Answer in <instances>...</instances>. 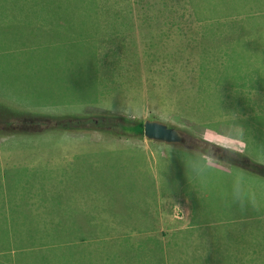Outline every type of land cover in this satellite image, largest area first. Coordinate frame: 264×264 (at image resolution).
<instances>
[{"label":"rangeland","instance_id":"rangeland-1","mask_svg":"<svg viewBox=\"0 0 264 264\" xmlns=\"http://www.w3.org/2000/svg\"><path fill=\"white\" fill-rule=\"evenodd\" d=\"M96 3L0 0V264H205L204 248L215 257L223 239L215 228L210 242L202 223L253 209L264 179L205 169L227 163L182 145L160 143L178 152L156 156L157 143L91 122L156 120L263 159L264 31L199 46L197 35L160 36L135 14L131 28L120 26ZM188 229L189 247L172 241ZM228 241L243 249L234 264L256 258L257 240L235 232Z\"/></svg>","mask_w":264,"mask_h":264},{"label":"trees","instance_id":"trees-1","mask_svg":"<svg viewBox=\"0 0 264 264\" xmlns=\"http://www.w3.org/2000/svg\"><path fill=\"white\" fill-rule=\"evenodd\" d=\"M96 1L95 8L97 7V14H111L115 20L119 21L120 26L131 28L132 18L130 17L135 14L136 20L139 19L148 27H155L159 30L160 36L171 38L170 33L172 36H183L186 32L197 35L198 40L194 39L196 41L195 44L199 46L206 44L213 45L206 39L208 38L219 48L222 45L245 42L246 39L249 40L264 31V23H245L247 22L246 15L264 19V0H126V3L121 6H118L121 4V2H117L118 0H108L110 6L103 9L98 5V0ZM234 13H237L236 17L233 16ZM233 34H236V37ZM228 37H232V39L229 38L228 40ZM204 50L206 49L203 48L202 51ZM49 116L57 119V115L52 114ZM0 118H4V116H0ZM46 120L47 118H38L35 123L37 125L47 126L51 120ZM80 123L82 122H76V124ZM91 125L94 126L96 131L108 132L117 137L132 139L143 137L142 121L110 116L99 117L94 120V123L91 122ZM43 131L46 132L48 129L45 128ZM180 132L183 133L185 138L184 143L181 145L186 151H193L207 157L216 158L235 169L245 172L251 171L255 174L254 176L260 177L259 179H264L263 166L257 163L251 164L243 155L238 153L234 154L225 148L195 136L187 130H180ZM192 219L193 222H196L197 218L194 215ZM202 225L205 230V236L209 235L210 237V242L217 235L216 231H214L215 228H218L219 233L221 231H230L232 232L230 235H233L236 232V228L234 227L228 229L227 227L220 228L218 225H211V223H202ZM191 232L189 229L184 232H179L177 237H181L182 240L174 237L172 241L176 244L177 242L183 244L184 248L189 247L190 241L188 238ZM68 238L71 239V237ZM224 238L225 241L219 246V252L215 257L209 253L211 249L210 245L204 248L205 252H207L204 253L206 254L205 257H207L205 264H209L210 262L216 264V260L217 264H234L235 261L240 259L239 255L242 253L238 254L236 251H242L243 249L239 247L231 248L228 241L230 239H227V237ZM136 248L147 251L142 254L148 253L143 242L137 243ZM263 248L259 250H263ZM234 250L236 254L232 252L227 253L228 251ZM181 253H183V259L186 263V259L188 261L189 258L184 252ZM261 256L250 260L251 264H264V255L262 254Z\"/></svg>","mask_w":264,"mask_h":264},{"label":"crops","instance_id":"crops-1","mask_svg":"<svg viewBox=\"0 0 264 264\" xmlns=\"http://www.w3.org/2000/svg\"><path fill=\"white\" fill-rule=\"evenodd\" d=\"M148 142L149 143H157V145L160 144L159 142H153V141H149V140H145V139L142 140V143L144 144V146ZM221 146L227 150L230 149L227 146H224V145H221ZM257 149L258 148L256 147V150ZM163 150H165V152ZM160 151H163V154L161 153V155L168 156V155H172L175 152H178V149L172 148V147H166L164 145H159L155 151L156 156H157V153ZM240 155H242V154H240ZM105 156L109 157V154H105ZM243 157L246 159H250L251 164L252 163L253 164L258 163L259 165L264 167V158L261 160H258V159H254V157H251V156H249L250 158H247L245 155H243ZM205 166H206L205 169L217 170V171H220L222 173H225V172L226 173H234L238 177V179H241V180L244 179L243 174L246 173L243 170L233 168L229 164H227V166H224L221 164L218 165L216 163L207 162V164ZM257 178L259 179L260 177H257ZM256 181H259V180H256ZM127 183L134 189V185L131 183L130 180H128ZM259 197L260 196H257L254 199L257 200ZM253 207H254L253 209L245 210V206L242 205L237 214L227 215V217H225L224 220L217 222V223H214V225H218L220 228L221 227H227V229L233 228V227L236 228V232L238 234L239 241H241V239H246V238L249 241L257 240L258 243H256V245L253 247H249V250L254 252L255 257H258L256 255L258 251H256V250H259L260 248L264 247V201L256 202ZM230 233H232V232L221 231L222 239H224L223 242L225 241V238H223V237H227V239H230L233 236V235H230ZM220 242H222V241H220ZM262 251L264 252V248ZM237 252H238V254L240 253L239 251H237Z\"/></svg>","mask_w":264,"mask_h":264},{"label":"water","instance_id":"water-1","mask_svg":"<svg viewBox=\"0 0 264 264\" xmlns=\"http://www.w3.org/2000/svg\"><path fill=\"white\" fill-rule=\"evenodd\" d=\"M142 134L149 141L164 144L181 145L185 140L180 130L156 120H144L142 122Z\"/></svg>","mask_w":264,"mask_h":264},{"label":"clouds","instance_id":"clouds-1","mask_svg":"<svg viewBox=\"0 0 264 264\" xmlns=\"http://www.w3.org/2000/svg\"><path fill=\"white\" fill-rule=\"evenodd\" d=\"M236 192L239 196L244 197V192L239 182L237 183Z\"/></svg>","mask_w":264,"mask_h":264}]
</instances>
